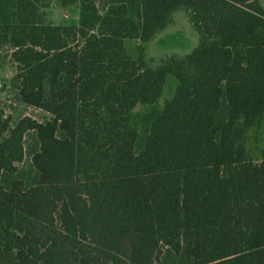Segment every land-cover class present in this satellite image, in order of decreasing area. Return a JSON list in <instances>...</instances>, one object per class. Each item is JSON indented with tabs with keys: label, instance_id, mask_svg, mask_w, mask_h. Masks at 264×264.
<instances>
[{
	"label": "trees",
	"instance_id": "obj_1",
	"mask_svg": "<svg viewBox=\"0 0 264 264\" xmlns=\"http://www.w3.org/2000/svg\"><path fill=\"white\" fill-rule=\"evenodd\" d=\"M59 1L80 2L78 25L0 0L15 96L51 116L12 127L0 109V264H264V154L246 147L264 121L261 0ZM181 9L200 37L190 53H128ZM170 75L137 151L133 109Z\"/></svg>",
	"mask_w": 264,
	"mask_h": 264
},
{
	"label": "rangeland",
	"instance_id": "obj_2",
	"mask_svg": "<svg viewBox=\"0 0 264 264\" xmlns=\"http://www.w3.org/2000/svg\"><path fill=\"white\" fill-rule=\"evenodd\" d=\"M264 7V0H261ZM99 7L103 9V1H98ZM80 2L63 6L59 0H42L40 10L48 22L58 25H78L80 16ZM199 34L192 26L187 9L176 11L172 16L171 24L163 31L156 34L155 38L149 43H144L140 39H127L126 48L130 55H135L137 49L144 46L147 57L153 64L171 55L184 56L190 53L199 43ZM16 74V64L10 56H0V109L4 110L5 115L10 119L11 126L23 117H32L39 122H44L51 118L45 110L27 106L15 96L13 77ZM178 81L174 76H168L164 92L155 104L139 103L133 109V125L139 132L137 151L142 149L146 142V137L150 132L151 124L165 104L173 97ZM10 132L5 134L8 137ZM28 141V138H27ZM28 146V142H26ZM249 157L254 162H259L264 154V121L261 126L252 128L246 141ZM31 161L26 157L24 164ZM58 224L61 225L57 216Z\"/></svg>",
	"mask_w": 264,
	"mask_h": 264
}]
</instances>
